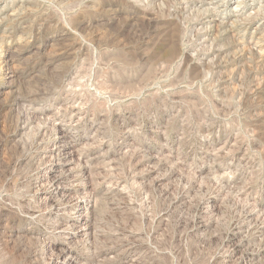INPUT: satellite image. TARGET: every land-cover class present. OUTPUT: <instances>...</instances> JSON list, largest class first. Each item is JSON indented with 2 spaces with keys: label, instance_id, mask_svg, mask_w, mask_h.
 I'll return each instance as SVG.
<instances>
[{
  "label": "rangeland",
  "instance_id": "rangeland-1",
  "mask_svg": "<svg viewBox=\"0 0 264 264\" xmlns=\"http://www.w3.org/2000/svg\"><path fill=\"white\" fill-rule=\"evenodd\" d=\"M0 264H264V0H0Z\"/></svg>",
  "mask_w": 264,
  "mask_h": 264
}]
</instances>
